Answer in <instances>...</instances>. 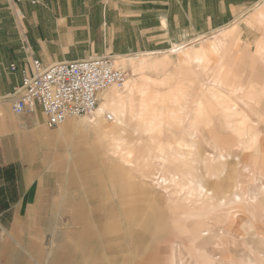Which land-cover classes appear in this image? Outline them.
<instances>
[{"label": "rangeland", "instance_id": "374dc122", "mask_svg": "<svg viewBox=\"0 0 264 264\" xmlns=\"http://www.w3.org/2000/svg\"><path fill=\"white\" fill-rule=\"evenodd\" d=\"M235 27L161 54L95 56L127 71L123 90L100 95L113 120L47 127L59 223L35 242L0 223V264H264V98Z\"/></svg>", "mask_w": 264, "mask_h": 264}, {"label": "crops", "instance_id": "0c3cea01", "mask_svg": "<svg viewBox=\"0 0 264 264\" xmlns=\"http://www.w3.org/2000/svg\"><path fill=\"white\" fill-rule=\"evenodd\" d=\"M233 27L254 52L253 96L264 98V0H0L1 225L18 240L41 241L63 210V178L46 165L56 138L46 117L40 107L20 116L11 109L33 60L49 67L107 54L155 55L192 34Z\"/></svg>", "mask_w": 264, "mask_h": 264}, {"label": "built area", "instance_id": "2783aa9c", "mask_svg": "<svg viewBox=\"0 0 264 264\" xmlns=\"http://www.w3.org/2000/svg\"><path fill=\"white\" fill-rule=\"evenodd\" d=\"M32 72L23 71L22 83L12 94L15 115L34 114L40 107L49 128H57L70 118L90 117L100 108V95L110 89L123 90L126 69L113 57H91L44 67L33 60ZM11 66V71H16ZM109 121L113 120L108 115Z\"/></svg>", "mask_w": 264, "mask_h": 264}, {"label": "bare ground", "instance_id": "6f19581e", "mask_svg": "<svg viewBox=\"0 0 264 264\" xmlns=\"http://www.w3.org/2000/svg\"><path fill=\"white\" fill-rule=\"evenodd\" d=\"M114 109H113V112L112 113L115 116H117L118 115V112L116 110H114ZM105 110L106 109H102V107H101V109L99 108V110L97 111V113H99L101 116H102V114L105 115ZM100 111H104V112H100ZM101 116H99V118H101ZM105 116L107 118L108 117V114H106ZM101 123H103V122H101ZM101 123L100 122H96L95 119H91L90 122H89V124H92V128L95 129L96 131L101 130V127H100L101 126ZM113 124H114L113 125L114 126L113 128L117 129L118 128L117 126L119 125V120H117L116 122H113Z\"/></svg>", "mask_w": 264, "mask_h": 264}]
</instances>
